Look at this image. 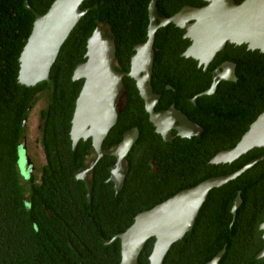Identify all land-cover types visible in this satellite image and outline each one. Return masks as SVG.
Listing matches in <instances>:
<instances>
[{"label":"trees","instance_id":"obj_1","mask_svg":"<svg viewBox=\"0 0 264 264\" xmlns=\"http://www.w3.org/2000/svg\"><path fill=\"white\" fill-rule=\"evenodd\" d=\"M24 1L0 0V264H118L119 240L109 245L104 240L125 231L137 213L167 199L179 188L160 196L162 187L140 184V191L150 193L151 198L159 195L151 202H143L141 199L146 196L136 191L130 201L124 198L125 203L118 204L114 191L106 195L100 189H95L88 200L86 188L74 177L75 170L83 165L90 152L91 143L81 140L72 147L70 140L75 101L83 85L81 79L73 81L72 74L76 65L84 61L87 39L97 25L105 36L114 40V69L127 72L134 47L147 40L150 0H84L80 8L87 11L61 46L49 80L35 86L18 81V59L34 22V15L24 7ZM53 1L28 0V3L44 14ZM187 5L201 7L205 3L157 0L156 10L160 16L170 17ZM183 33L173 24L155 33L151 86L161 95L187 91L195 95L211 84V68L204 73L191 58L181 56L189 45ZM222 61L236 64L237 83L217 86L216 95L229 94L224 99L218 96L221 100H214L217 105L206 103V97H201L199 104L208 114L214 105L224 123H228L227 131H219L214 139L230 134L229 144L214 145L213 151L208 152L205 145L190 143L197 158L196 170L189 174L183 188L193 187L209 177L232 174L264 155V147L253 148L230 163L209 162L218 152L233 147L264 111V53L226 43L212 64ZM122 82L125 107L139 108L134 81L125 76ZM166 85L171 89L166 90ZM39 97L44 99V107L39 110V145L45 161L36 173L24 179L17 164V149L26 136L28 119ZM126 114L119 116L105 141L119 139L123 131L119 128L126 123V127L133 125L141 130L144 119ZM233 124L242 127L233 131ZM136 193L140 201L134 199ZM238 194L241 203L233 213ZM26 200H30L29 209ZM262 221L264 158L235 179L209 191L192 230L170 246L161 264H205L223 248L225 254L218 264H229L232 260L247 263L263 245L257 229ZM153 242L154 238L145 242L137 264H149Z\"/></svg>","mask_w":264,"mask_h":264},{"label":"water","instance_id":"obj_2","mask_svg":"<svg viewBox=\"0 0 264 264\" xmlns=\"http://www.w3.org/2000/svg\"><path fill=\"white\" fill-rule=\"evenodd\" d=\"M83 1L54 0L44 14L35 11L28 0L24 1V7L34 15V22L18 59L20 84L35 86L39 82L49 80L50 69L61 46L87 11L80 8ZM201 1L206 4L201 7L187 5L174 15L165 17L157 13V0H150L147 40L134 47L128 72H118L114 69V40L105 36L99 25L87 39L84 61L76 65L72 74V80L81 79L83 85L75 101L69 135L72 147L81 140L91 139L97 158L88 169L92 168L103 155L101 144L117 121V99L123 89L122 81L125 76L135 81L139 95L145 100L151 123L156 132L161 133L166 139V134L159 130L155 120L158 115L152 110L154 101L157 100L155 96L157 94L153 92L150 83L154 57L153 42L157 29L173 24L185 30L183 36L190 40V44L182 56L196 60L203 68L226 43L245 44L249 50H259L264 53V0H243L241 3H236L234 0ZM141 51H145L142 66L139 64L143 59ZM137 66L140 68L138 69ZM219 72L221 70L218 69L217 73ZM217 73L214 74L213 83L210 89L204 92L205 94L214 91L217 77L236 79L233 65L227 74L228 77L218 76ZM149 99L152 100L150 104ZM170 110L179 113L173 106ZM180 116L186 123L196 127L185 116ZM25 122L26 119L24 126ZM136 134V129L124 134L118 147L119 158L126 154ZM261 147H264V111L249 125L233 147L218 152L211 158L210 163L215 165L230 163L251 149ZM17 154L20 174L24 179H28L34 170V165L27 154L25 137L18 146ZM263 158L264 155L251 160L232 174L209 177L193 187L181 190L151 209L139 212L125 231L115 235L111 240H104V244L119 240V264H137L145 242L149 238H154L149 263L161 264L169 247L192 230L209 191L235 179ZM87 170L78 171L77 175L82 173L84 175ZM87 189L89 199V186ZM240 203L241 198L238 194L233 202V213ZM25 204L29 209L30 200H26ZM259 228L264 238V221ZM223 251L221 250L208 264H217ZM259 256L264 258V248Z\"/></svg>","mask_w":264,"mask_h":264},{"label":"flooded vegetation","instance_id":"obj_3","mask_svg":"<svg viewBox=\"0 0 264 264\" xmlns=\"http://www.w3.org/2000/svg\"><path fill=\"white\" fill-rule=\"evenodd\" d=\"M183 31L185 33V30ZM183 39H188V38H185L183 36ZM189 44H190V40H189ZM228 44L235 45L231 43ZM235 46H244L246 50H249L247 48V45L245 44L235 45ZM249 51L260 52L259 50H249ZM183 52L181 53V56ZM213 59L211 60V62H209V64L205 68H203V66H199L198 62L192 59L193 61L196 62L197 69L202 68L204 73H206L208 69L211 68V84L207 88L203 89V91H201L200 93H197L195 95H189L190 92L187 91V92H179L177 95H161L160 92H154L152 88L153 92L157 94L155 95L157 97V100L154 101L152 110L154 113L158 115V118L156 117V121L159 130H161L163 133L166 134V139L161 133L156 132L154 125L151 123L150 115L146 110L145 100L140 95H135L136 98L135 102H137L139 108H127L125 107L126 101L124 95H121L120 93L117 99V110H118L117 121L120 118L119 117L120 115L127 113L126 115H131V114H134L135 116L137 115L136 119L137 120L144 119V122L141 126V130L133 125L126 127L128 123H126L125 125L123 124L119 128V130L123 129L119 139L118 137H116L114 138V140L109 142L103 140L101 144L103 155L98 159L96 164H94L93 167L90 169L88 168L92 164L93 160L97 158V153L93 147L91 139H87L90 140L91 150L84 158L83 165L75 170L74 177L79 181V183L82 184V186L86 188L87 191L86 196L88 194L87 186H89L90 194L88 200H90L91 193H93L95 189L103 190L106 195L108 194L111 195V192L114 191L113 195L115 196L114 197L115 202L118 204L119 203L124 204L126 201L124 200V198L125 199L128 198L130 201V198L132 197V194L134 192L142 190L140 188V184H148L149 186L155 185L158 187H162V192L159 194L160 196L167 192H172L176 188L179 189L175 191L173 195L180 192L181 190L190 188V187L183 188V184L187 182V178L189 174H191L196 170L197 158L196 156H193L192 145L190 143L199 144L202 146L205 145L206 147H208V149L205 150H207L208 152H212L214 145H216V147H220L221 145L229 144V139H230V134L223 135L222 137L218 136L214 139V135H216L219 131L223 132L224 130L228 129L227 128L228 123H224V120H222V115L218 113L217 109H214V105H211V107L213 106L212 111L208 114L205 110V107H202V104L201 105L199 104L200 102L199 99L201 97H206V103L210 102L211 104H213L214 102L217 105L216 101L214 100H221L218 98V96L224 99L229 95L228 93L225 95H216L217 86L219 84L222 83L224 84L228 82L237 83L236 75H235L236 78L235 80H228L217 77L216 79L218 81L214 91L211 94H205L204 92L210 89L214 80V74L217 73L218 69L221 70V72H219L220 74L217 73L218 76L228 77L227 74L231 70L232 65H233L234 74L237 67L235 63L230 61H222L219 64L218 63L212 64ZM129 70H130V60H129ZM150 83H151V76H150ZM169 89H171V87L169 85H166V90ZM172 91L175 92V90ZM172 106L180 114L171 111L170 108ZM130 112L132 113L130 114ZM180 115L185 116L192 124L196 125V127H193L192 125L186 123V121H184ZM241 127L242 124L240 125L238 124L237 126L233 124V131H237ZM134 129L137 130V134L133 140V143L127 150L126 154H124L121 158H119L120 152L118 150V147L124 138V134L126 132H133ZM205 129H207V131ZM27 132H28V127L26 129V136H25L27 154L34 165V170L32 171V173L33 172L36 173L39 167L37 168L36 163L33 161L32 157L30 156ZM37 132L39 134L38 136V141H39V138L41 136V125H38ZM82 170H87V171L84 173V175L83 173L77 175V172ZM77 176L80 177L77 178ZM180 187L182 188L180 189ZM139 193L140 196L143 195L146 196V199L144 198L141 199L143 202H151L152 199L156 200L159 197V195H156L154 198H151V194L150 193L148 194L145 191H140ZM139 193H136L134 199L136 198L137 200L140 201V198L138 197ZM164 200L160 202H156L155 205L163 202ZM155 205H153V207ZM261 223H259L257 228L258 231L260 232L261 241H263V245L261 249L254 255L253 258L252 257L248 258L247 263L245 262L235 263L232 260L229 262V264H264V258L259 256L260 252L264 248L263 232L259 228ZM152 249H153V245H152ZM222 250L224 251L221 257L225 254V248H223ZM149 256H148V261H149ZM215 256H213L205 264H208ZM220 259L217 262V264L220 262Z\"/></svg>","mask_w":264,"mask_h":264},{"label":"rangeland","instance_id":"obj_4","mask_svg":"<svg viewBox=\"0 0 264 264\" xmlns=\"http://www.w3.org/2000/svg\"><path fill=\"white\" fill-rule=\"evenodd\" d=\"M105 32V31H104ZM44 107V99L39 97L36 102V106L32 110L28 119V144L30 149V156L36 163L37 168L44 164V156L38 141L37 128L41 121L39 118V110ZM26 135V134H25Z\"/></svg>","mask_w":264,"mask_h":264},{"label":"bare ground","instance_id":"obj_5","mask_svg":"<svg viewBox=\"0 0 264 264\" xmlns=\"http://www.w3.org/2000/svg\"><path fill=\"white\" fill-rule=\"evenodd\" d=\"M185 16H188V15H185ZM142 52V56H143V59L140 60L139 64L142 66L143 64V60H144V54H145V51H141ZM137 68L139 69L140 67L137 66ZM149 101V104L150 102L152 101L151 99L148 100ZM155 120H156V117H155ZM157 122V121H156ZM114 173V172H113ZM118 178V177H117ZM116 181V180H115ZM119 182V181H118Z\"/></svg>","mask_w":264,"mask_h":264}]
</instances>
